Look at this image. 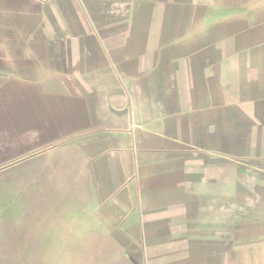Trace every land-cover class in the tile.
<instances>
[{
	"label": "crops",
	"instance_id": "obj_1",
	"mask_svg": "<svg viewBox=\"0 0 264 264\" xmlns=\"http://www.w3.org/2000/svg\"><path fill=\"white\" fill-rule=\"evenodd\" d=\"M0 264H264V0H0Z\"/></svg>",
	"mask_w": 264,
	"mask_h": 264
},
{
	"label": "rangeland",
	"instance_id": "obj_2",
	"mask_svg": "<svg viewBox=\"0 0 264 264\" xmlns=\"http://www.w3.org/2000/svg\"><path fill=\"white\" fill-rule=\"evenodd\" d=\"M3 198V197H2ZM7 198V197H6ZM17 201H18V203H20V204H22V205H24L25 204V196H18L17 197ZM17 214H18V217L21 215V214H23V215H21V216H24V213L22 212H17Z\"/></svg>",
	"mask_w": 264,
	"mask_h": 264
}]
</instances>
